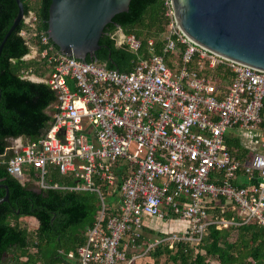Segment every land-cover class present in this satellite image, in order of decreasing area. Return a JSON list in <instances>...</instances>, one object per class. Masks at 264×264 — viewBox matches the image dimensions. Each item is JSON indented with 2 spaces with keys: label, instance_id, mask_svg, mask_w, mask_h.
Returning <instances> with one entry per match:
<instances>
[{
  "label": "built area",
  "instance_id": "1",
  "mask_svg": "<svg viewBox=\"0 0 264 264\" xmlns=\"http://www.w3.org/2000/svg\"><path fill=\"white\" fill-rule=\"evenodd\" d=\"M164 7L160 52L137 55L129 71L69 59L52 48L46 31L39 34L42 49L28 44L23 56L50 65L43 78L23 77L46 83L55 99L48 107L51 122L45 134L32 143L13 138L5 148L12 151L5 161L7 173L21 179L23 168L31 166L39 173L35 183L40 188L93 190L101 212L98 186L103 182L115 191L110 204L115 213L103 221L100 212L86 229L84 243L66 253L78 264H132L139 255L126 258L124 250L135 247L144 216L163 223L176 217L183 227L179 236L162 231L143 253L168 241L169 247L179 240L197 244L207 225L221 229L238 223L217 215L209 219L207 210L220 198L228 210L241 214L242 222L264 227V72L198 46L176 27L170 0H164ZM34 19L28 13L23 22L33 27ZM110 37L134 54L140 47L133 34L119 27ZM147 45L151 50V39ZM204 66L229 71L220 98L210 80L198 75ZM234 129L260 135L258 150L248 160L231 156L226 147L225 135ZM47 164L79 181L47 185Z\"/></svg>",
  "mask_w": 264,
  "mask_h": 264
},
{
  "label": "trees",
  "instance_id": "2",
  "mask_svg": "<svg viewBox=\"0 0 264 264\" xmlns=\"http://www.w3.org/2000/svg\"><path fill=\"white\" fill-rule=\"evenodd\" d=\"M22 18L9 33L0 50V198L7 188V200L0 202V264H55L75 259L66 257L68 251H74L85 241V231L101 212L100 200L93 190L69 191L64 188H40L35 183L39 173L31 166L22 170V178L17 179L7 173L5 161L12 155L5 150L9 139L21 137L23 143H32L46 133L51 117L49 105L54 101V92L44 82H35L23 77L24 74L43 78L50 70L45 59L23 56L28 53V44L38 51L42 49L39 34L46 31L47 9L50 0H20ZM164 0H129L125 12L116 13L109 23L104 25L94 51L93 58L106 68L129 71L137 55L147 57L150 53L160 52L161 36L167 22L164 16ZM14 0H0V40L16 15ZM32 13L35 17L33 27L23 22V18ZM119 27L124 33H131L140 42L136 54L124 47L114 45L110 35ZM26 32L23 37L19 33ZM153 42L149 50L147 40ZM53 48V47H52ZM55 49V48H53ZM193 67V64L190 65ZM198 75L208 78L215 87V96L221 97L229 83V71L222 66L202 67ZM231 156L242 159L245 152L239 145L231 146L225 139ZM120 168H116L120 175ZM120 179V176L117 180ZM47 185L71 186L79 180L70 173H59L56 166L47 164L43 173ZM238 182L241 184L242 179ZM104 202L101 212L106 220L115 211L110 204L115 199V191L103 182L98 186ZM226 208L219 213V208ZM223 199H219L208 209L209 219L223 216L237 224L216 229L213 224L206 226L205 232L197 244L174 241L158 243L148 250L154 264H264V227L250 220L242 222L238 211H230ZM29 217L36 222L29 231L21 224V218ZM180 229L183 224L175 220ZM142 221V220H141ZM183 223V222H182ZM142 221L140 231L134 238L135 244L142 238V232L149 234L143 244L144 249L156 237L163 236V230L147 226ZM159 230V232L154 231ZM156 236V237H151ZM126 258L131 254L125 250ZM133 264V262H132Z\"/></svg>",
  "mask_w": 264,
  "mask_h": 264
},
{
  "label": "water",
  "instance_id": "3",
  "mask_svg": "<svg viewBox=\"0 0 264 264\" xmlns=\"http://www.w3.org/2000/svg\"><path fill=\"white\" fill-rule=\"evenodd\" d=\"M3 42L22 18L20 0ZM129 0H50L46 34L59 53L79 63L95 60L104 25L125 12ZM176 27L198 46L264 72V0H170ZM1 201L7 200V188Z\"/></svg>",
  "mask_w": 264,
  "mask_h": 264
},
{
  "label": "rangeland",
  "instance_id": "4",
  "mask_svg": "<svg viewBox=\"0 0 264 264\" xmlns=\"http://www.w3.org/2000/svg\"><path fill=\"white\" fill-rule=\"evenodd\" d=\"M18 139V138H17ZM13 139H9V143H12ZM23 142V139H22ZM21 224L23 226H25L29 231H32L35 228L36 222L34 221V219L32 218H21ZM145 223H147L149 226L152 227H157L158 229H162L163 231H167L166 233L169 234V232L179 236L181 235V230L180 227L178 226V224H176V222H168L166 225L163 224V222H159L154 218H150L147 221H145ZM178 223L183 224L182 221H178ZM159 232V230H154ZM143 238L136 243L135 247L130 248V252L133 255H139V257L136 258V260L133 262V264H154L151 260V258L148 255V252L145 254L143 253L144 251V247H143V243L148 240L149 238V234L145 233L144 231L142 232ZM151 237H156V236H151ZM167 242V240H166ZM169 243V241L167 242ZM163 259H160V263L159 264H170V263H162ZM210 264H216L215 261H210Z\"/></svg>",
  "mask_w": 264,
  "mask_h": 264
},
{
  "label": "crops",
  "instance_id": "5",
  "mask_svg": "<svg viewBox=\"0 0 264 264\" xmlns=\"http://www.w3.org/2000/svg\"><path fill=\"white\" fill-rule=\"evenodd\" d=\"M225 139L230 143L231 146L234 145H239L242 149L245 150L243 153V158L244 160H248L250 155L258 150V145H259V139L260 135L258 132L255 131H243L239 129H234L231 131H228L225 135ZM22 141V138H20ZM115 202V199L112 201V203ZM27 218V217H23ZM29 218V217H28ZM150 219L149 217H142V221H147ZM172 223V221H170ZM174 223V221H173ZM167 224V223H163ZM148 226V225H147ZM216 263V262H215ZM39 264V263H37ZM55 264H75L74 260H67L66 262H58ZM217 264V263H216Z\"/></svg>",
  "mask_w": 264,
  "mask_h": 264
}]
</instances>
